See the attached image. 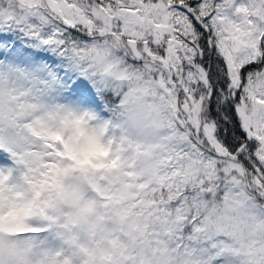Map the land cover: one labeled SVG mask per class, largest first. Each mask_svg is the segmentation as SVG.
Instances as JSON below:
<instances>
[{
    "label": "snow or ice",
    "instance_id": "snow-or-ice-1",
    "mask_svg": "<svg viewBox=\"0 0 264 264\" xmlns=\"http://www.w3.org/2000/svg\"><path fill=\"white\" fill-rule=\"evenodd\" d=\"M0 264H264V0H0Z\"/></svg>",
    "mask_w": 264,
    "mask_h": 264
}]
</instances>
